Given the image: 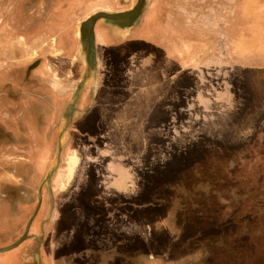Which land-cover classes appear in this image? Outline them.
Here are the masks:
<instances>
[{
  "label": "rangeland",
  "instance_id": "374dc122",
  "mask_svg": "<svg viewBox=\"0 0 264 264\" xmlns=\"http://www.w3.org/2000/svg\"><path fill=\"white\" fill-rule=\"evenodd\" d=\"M16 1L19 17L26 20L28 0ZM78 1L67 0L62 6L63 1L57 2L55 10L67 7L82 18L91 4L79 6ZM242 2L244 28L239 27L242 32L237 40L245 51L256 45L262 53L264 0ZM8 4L12 1L5 0V10ZM55 10L40 12V20L48 13L56 15ZM148 26L142 23L143 30ZM136 27L132 32L140 33L141 28ZM6 34L11 40V34ZM187 38L189 42L197 39L194 35ZM185 39L180 37L178 42ZM180 45L191 47L190 43ZM143 55L135 57V65L141 66ZM111 56L108 64L113 67L118 55ZM157 56H143L149 58L145 65H155ZM49 61L53 67L55 61ZM65 65L55 66L59 73L55 70L51 74L53 81H62ZM259 67L244 69L243 80L233 83L237 111L220 128L219 135H214L221 121L219 109L216 121L204 122L201 99L195 102L193 90L189 93L182 87H189V80L180 82V88H172L179 91L174 122H160L167 113V119L171 115L158 105L149 111L148 121L138 122L139 106L145 98L140 97L138 87L129 86L116 95L114 102L130 100L132 92L136 97L127 105L123 121L105 124L104 137H98L91 124L88 128L84 123L52 124L50 140L36 139L37 154L29 156L20 151L21 166L34 164L44 171H37L39 184L34 194H27L28 203L9 204V209L3 210L19 219L0 228V247L26 237L30 229L42 241L45 234L44 241L53 247V256L67 257L74 264H264V154L251 150L259 147L257 143L264 135L236 138L249 120L258 118L252 115L264 93V79L256 82L258 74L264 78V64ZM169 98L167 103H171ZM263 119L261 115L257 123L261 125ZM58 126L65 134L62 139L56 133ZM4 140L6 145L31 143L28 139ZM43 150L46 155L39 154ZM72 152L78 158L75 166ZM65 176L68 182L62 187L57 181ZM43 188L47 200L53 201L55 219L37 214ZM17 224L19 232L12 230Z\"/></svg>",
  "mask_w": 264,
  "mask_h": 264
},
{
  "label": "crops",
  "instance_id": "0c3cea01",
  "mask_svg": "<svg viewBox=\"0 0 264 264\" xmlns=\"http://www.w3.org/2000/svg\"><path fill=\"white\" fill-rule=\"evenodd\" d=\"M11 1L12 4L6 5L7 10L3 4L0 9L5 10L0 26L4 24V27L9 26L8 28L12 29L11 40H3L0 44V79L5 80L3 85L0 83V127L6 133H15L16 139H28L31 143L28 146L10 143L11 147H5L4 138H0L1 148L6 149L4 153L20 154L22 150L29 156L37 154L36 139L50 140L52 124L84 123V128H88L91 124L94 133L98 137H104L107 134L105 124L123 121L121 117L127 105L131 103L132 97H136L132 92L130 100L127 98L114 102L116 95L129 86L138 87L140 97L145 98L139 106L138 122L144 124L148 121L149 111L156 105L163 111L166 109L171 115V118L167 119V113V117L162 119L161 123L174 122L172 118L177 117L176 110L179 109L175 107V101L179 100L177 96L179 91L172 88H180V82L185 80H189V87H182H187L189 93L193 90L195 102L199 98L203 103V116L206 118L204 122L216 121L218 114L216 109H219L221 121L214 132V135H219L220 128L222 130V127L234 118L237 111V91H234L236 88L234 84L243 80L244 69H254L264 64V52L260 53L259 49L256 50V45L247 52L237 40L244 28L242 0H155L152 6H148L149 0H145V6L135 23L122 29L105 19H97L93 27L94 68L86 63L79 27L84 19L98 10L78 19L79 16L75 11L67 7L60 8L58 11L55 10L58 13L56 15L52 14L51 17L42 20L36 19L32 33L25 32V35H21L20 32L23 33L30 23L22 21L20 25H16L20 18L17 15L20 9L15 4L17 1ZM29 1L31 0H28V4ZM48 1L40 0L35 9L27 11L28 17L35 13L40 16V12H43L41 8L44 10ZM61 1L58 0L59 3ZM40 4L41 8H38ZM29 7L27 6V10L30 9ZM23 12L25 13V10ZM50 20H57L58 26ZM144 22L149 23V26L143 30ZM135 26L136 29L141 28L138 35L132 32ZM41 27L44 30L41 31ZM257 32L259 34L260 29ZM4 34L6 35L3 33L0 36L6 37ZM192 35L197 39L189 42L187 37ZM63 36L67 39H63ZM180 37L186 39L178 42ZM185 43H190L191 47H181L180 44ZM111 53L118 55L113 67L108 64V60L112 59ZM143 53L144 57L148 54L158 55L155 59L156 64L145 65L149 58L143 59L142 56L141 66L135 65V57ZM50 59L55 61L53 67L49 66ZM66 62L73 63L79 72L77 85L68 99L62 95L58 87L59 82L53 81L51 76L56 70L55 66L59 68ZM82 77L85 79L79 86ZM263 79L258 74L257 84ZM7 84L11 88L7 87ZM262 85L264 87V84ZM85 87L90 90V98L86 105L78 108L79 94ZM9 89L14 91L13 96L7 92ZM258 92L262 93V90ZM170 93L172 96L169 98ZM196 93L199 95L197 96ZM96 96L102 99L100 103L95 101ZM166 97L171 103H167ZM186 98L188 99L189 95ZM116 114L117 117L114 118ZM254 115L258 118L249 120L236 135L237 139L248 140L256 134L264 135V119L260 121L261 125L257 123V119L264 115V93L252 116ZM59 129V126L56 127L57 135ZM85 131L87 130L83 132ZM258 145L259 147L255 146L251 150H261L257 154H264V137L257 143ZM39 154L47 153L43 150ZM73 154V159H76L75 166L78 158L75 153ZM36 167H38L37 171L43 169ZM23 203H28L27 198ZM14 219L18 220L19 217L9 210L0 212V228ZM12 230L19 232L18 224ZM14 233L12 231L13 235ZM21 243L5 252H0V264H31V261L26 259V255L25 258L22 256ZM45 264H74V262L67 257L56 258L49 254Z\"/></svg>",
  "mask_w": 264,
  "mask_h": 264
},
{
  "label": "flooded vegetation",
  "instance_id": "af4514ba",
  "mask_svg": "<svg viewBox=\"0 0 264 264\" xmlns=\"http://www.w3.org/2000/svg\"><path fill=\"white\" fill-rule=\"evenodd\" d=\"M62 1H63V3L61 4V6L65 3H67V0H62ZM137 1L138 0H79L78 3H80L79 6H83L84 4L90 2L91 7H90L89 11L86 13V15H87L93 11H96V10L106 11V12H110V13L125 11L128 9H131V7L134 6V3ZM4 2H5V0H0V3H1L0 9L2 7V4H4ZM57 2H58V0H49L46 3L44 10H46V9H48V10L57 9L58 7L55 5V3L57 4ZM33 3H34V0L29 1V4L27 3L28 5H26V7L30 6L29 7L30 9H28V12H29V10H32L36 6V4H38V2L36 0H35V3L34 4ZM152 3H153V0H149L148 6L149 5L152 6L153 5ZM16 4H18V2ZM17 6H19V4ZM22 7H24V6H22ZM38 8H41V4ZM41 9H42V11H44L43 8H41ZM21 10H22V8H21ZM4 11L5 10H3V11L0 10V14H1L0 15V23H1V17L3 15ZM17 15L19 16V14H17ZM51 16H52V14L48 13L47 17L49 18ZM22 17H24V15ZM27 18H28L27 16H26V20L19 18L18 24H16V25H20V22H22V21L29 22L30 26L28 28H26L25 30H23V32L24 33L25 32H31L32 33V30H34L35 21H36V19H38L40 17L38 14L35 13L31 17H29V19H27ZM50 21H51V23H55V25L57 24L56 26H58L57 20H55V21L50 20ZM3 27H4V24H2V26H0V35L1 36L4 32L11 34L12 29L8 28L9 26H6V29H4L5 31L3 30ZM1 36H0V44L2 43L3 40H5L7 38V37H1ZM63 39L66 40L67 39L66 36H63ZM65 68H66L65 73L61 76L62 81H60L62 84L59 82L58 87H60L59 89L61 90L62 95L65 96L66 99H68V97L70 96V94L73 92V90L75 89V87L77 85V81L79 78V72L75 68V65L73 63L66 62ZM4 78L5 77L3 76V79ZM3 81L5 82V80L0 79V83L2 85H3ZM4 87H6V86H4ZM7 87H10V86L7 84ZM7 92L11 93L12 96L15 94L14 91L11 89H9V91L7 90ZM89 98H90V90L88 87H85L82 90V92L79 94V98L77 101V107L80 108L81 105H86L87 102L89 101ZM101 100L102 99H100V97L96 96L95 101L97 103H100ZM16 136L17 135L15 133L10 134V133L4 132V130L0 127V138L1 139L7 138L8 140H13ZM1 143H2V141H0V145H1ZM10 145L11 144L8 143L7 145L5 144L4 146L6 147V146H10ZM4 151H6V149L3 150L0 146V212L5 210V208L9 209V204H11V203H17V202L23 203V201H25L26 198H29V196L27 197V194H34L33 190L36 188V184L40 180V177L37 176V169H36V166L34 164H28L27 167L21 166L22 163H20V160L18 159L19 157H21L19 154H16V152H13V153L12 152H10V153L5 152L4 153ZM13 155H15V156H13ZM25 169L27 170V172L25 171ZM43 171H44V169H43ZM25 173H27V174L25 175ZM65 175L67 176V174H65ZM66 176L63 178V180H62V178H59V182L57 181V183H59V185H62V187H64L68 182V181H66L67 180ZM43 191H44V188L42 189V193L44 195L45 191L44 192ZM32 203H35V199L33 200ZM52 203H53V201L51 202V199L47 200V198L44 195L43 200H41V202H40V207H39L37 214H41L42 217H45L48 214L49 219H55L57 217V215L54 211L55 210L54 206L51 207ZM44 231H45V227H44ZM44 236H45V234H44ZM44 236H42L43 237V241H42V240H40V238L36 237V232L29 229L27 231L26 237L24 238V240L21 243V245H23L22 250H21V253H23L22 256H23V258H25L24 255H26L27 256L26 259H29L31 261V264H45L47 261V255L53 254L54 249H52L53 247L51 248V245L49 243L44 241ZM42 237H41V239H42Z\"/></svg>",
  "mask_w": 264,
  "mask_h": 264
},
{
  "label": "water",
  "instance_id": "95a60500",
  "mask_svg": "<svg viewBox=\"0 0 264 264\" xmlns=\"http://www.w3.org/2000/svg\"><path fill=\"white\" fill-rule=\"evenodd\" d=\"M145 6V0H138L136 5L131 9L121 11V12H106V11H96L92 15L84 19L79 27V37L81 45L86 53V63L89 67H95V41H94V23L97 19H105L115 25L122 24V27H130L140 16L143 8ZM85 78H81L79 86L84 82ZM68 111V110H67ZM68 129V127H67ZM63 134H61V128L59 129L58 139H62ZM65 136V134H64ZM63 136V138H64ZM62 147L59 149V154ZM28 226L26 227L27 230ZM25 237L19 238L17 241L6 247H0V252H5L24 240Z\"/></svg>",
  "mask_w": 264,
  "mask_h": 264
},
{
  "label": "bare ground",
  "instance_id": "6f19581e",
  "mask_svg": "<svg viewBox=\"0 0 264 264\" xmlns=\"http://www.w3.org/2000/svg\"><path fill=\"white\" fill-rule=\"evenodd\" d=\"M117 26H119L121 29L123 28V27H122V24H120V25H117Z\"/></svg>",
  "mask_w": 264,
  "mask_h": 264
}]
</instances>
